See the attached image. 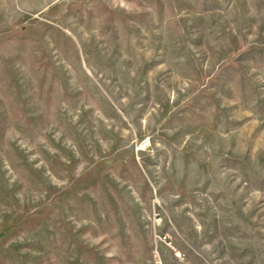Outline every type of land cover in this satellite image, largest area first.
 I'll return each mask as SVG.
<instances>
[{
	"label": "rangeland",
	"instance_id": "1",
	"mask_svg": "<svg viewBox=\"0 0 264 264\" xmlns=\"http://www.w3.org/2000/svg\"><path fill=\"white\" fill-rule=\"evenodd\" d=\"M0 264H264V0H0Z\"/></svg>",
	"mask_w": 264,
	"mask_h": 264
}]
</instances>
